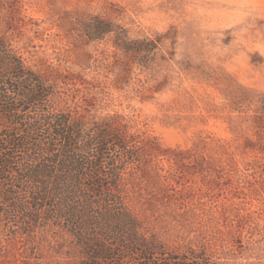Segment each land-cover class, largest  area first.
I'll return each instance as SVG.
<instances>
[{
  "label": "rangeland",
  "instance_id": "374dc122",
  "mask_svg": "<svg viewBox=\"0 0 264 264\" xmlns=\"http://www.w3.org/2000/svg\"><path fill=\"white\" fill-rule=\"evenodd\" d=\"M0 36L56 110L120 130L127 204L163 253L264 264V0H0ZM81 258L0 214V264Z\"/></svg>",
  "mask_w": 264,
  "mask_h": 264
},
{
  "label": "trees",
  "instance_id": "16d2710c",
  "mask_svg": "<svg viewBox=\"0 0 264 264\" xmlns=\"http://www.w3.org/2000/svg\"><path fill=\"white\" fill-rule=\"evenodd\" d=\"M100 36L111 31L98 23ZM53 87L0 36V214L27 232L60 227L80 264H231L204 249L163 253L128 206L124 172L135 161L118 128L85 125L52 105Z\"/></svg>",
  "mask_w": 264,
  "mask_h": 264
}]
</instances>
